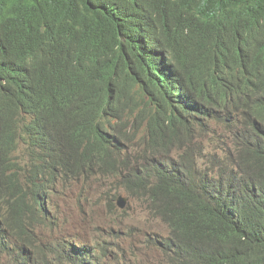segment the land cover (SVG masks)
<instances>
[{"label":"trees","instance_id":"1","mask_svg":"<svg viewBox=\"0 0 264 264\" xmlns=\"http://www.w3.org/2000/svg\"><path fill=\"white\" fill-rule=\"evenodd\" d=\"M98 174L166 223V264H264V0H0L7 262L132 264L37 230L57 178Z\"/></svg>","mask_w":264,"mask_h":264},{"label":"rangeland","instance_id":"2","mask_svg":"<svg viewBox=\"0 0 264 264\" xmlns=\"http://www.w3.org/2000/svg\"><path fill=\"white\" fill-rule=\"evenodd\" d=\"M26 158L25 147L20 145L16 152L18 166ZM63 181L49 199L58 216L55 228L39 225V232L52 231L90 245L108 240L114 248L109 243L105 245L119 259L125 256L132 264H166V255L153 242L159 234H168L166 223L152 216L142 201L130 196L117 179L98 174L93 179ZM121 195L128 198L125 209L117 204ZM111 200L116 205L115 214L108 210ZM0 264H9L2 255Z\"/></svg>","mask_w":264,"mask_h":264},{"label":"bare ground","instance_id":"3","mask_svg":"<svg viewBox=\"0 0 264 264\" xmlns=\"http://www.w3.org/2000/svg\"><path fill=\"white\" fill-rule=\"evenodd\" d=\"M152 75V74H151ZM121 87V86H120ZM140 95L138 94V93H136L135 92V100H132L133 101V103H132V106L130 105V104H128V105H126V107H125V112H124V118L126 117V118H129V117H132L131 116V113L129 112V110H131V112H133V110L131 109V108H134V109H140L142 106H143V104L141 103V100L142 99H140V98H142L141 96L139 97ZM129 107V108H128ZM133 113H135L136 114V111L135 112H133ZM119 130V129H118ZM143 130V129H142ZM120 131V130H119ZM121 131H122V129H121ZM126 134H128V133H126ZM131 137H127L126 139H125V142L127 143V144H133V143H135V138H137V137H139V136H144V132H139V131H131ZM138 140V139H137ZM137 142V146L140 148V143H139V141H136ZM118 146H121L122 144H120V143H116ZM48 147V146H47ZM114 148H118V147H114ZM47 149V148H46ZM2 150V149H1ZM174 152H176V151H174ZM12 156H14L13 154H11V158H12ZM42 156V155H41ZM51 156V155H50ZM121 156H122V158H124L125 159V157H126V154L125 153H122L121 154ZM120 155H117L116 157L117 158H120L121 157ZM12 161H14L13 159H12ZM16 161V160H15ZM14 161V162H15ZM94 177H96V176H93V177H91V178H89V179H93ZM114 179H117V177H114V176H112ZM62 182H64L62 179H60V178H57V180H55V182H54V184H53V186H56L57 188H58V186L60 185V183H62ZM57 191V189L55 190V191H53L54 193L53 194H55V192ZM123 196V195H122ZM123 215V214H122ZM60 237H64L63 235H58V236H55L54 238H57V239H60ZM76 244V243H75Z\"/></svg>","mask_w":264,"mask_h":264},{"label":"water","instance_id":"4","mask_svg":"<svg viewBox=\"0 0 264 264\" xmlns=\"http://www.w3.org/2000/svg\"><path fill=\"white\" fill-rule=\"evenodd\" d=\"M117 204L118 206L121 208V209H124L126 208L127 204H128V198L125 197V196H119L118 197V201H117Z\"/></svg>","mask_w":264,"mask_h":264},{"label":"clouds","instance_id":"5","mask_svg":"<svg viewBox=\"0 0 264 264\" xmlns=\"http://www.w3.org/2000/svg\"><path fill=\"white\" fill-rule=\"evenodd\" d=\"M141 103H142V101H141ZM25 153H26V150H25ZM27 157V156H26ZM117 201H118V199H117ZM125 209V208H124ZM43 226H46V227H48V228H50V230H52L53 228H55V226H53V227H51V225H43ZM44 234H47V233H44ZM51 235V234H54V235H56V236H58L59 234L57 233H53L52 231L50 232V233H48L47 235ZM0 255H2L1 253H0ZM2 257H4L5 258V256H2ZM6 259V258H5ZM7 260V259H6Z\"/></svg>","mask_w":264,"mask_h":264}]
</instances>
